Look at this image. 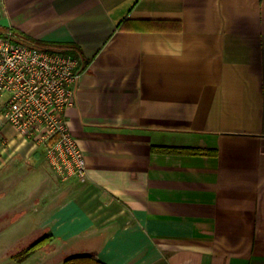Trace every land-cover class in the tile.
Instances as JSON below:
<instances>
[{"label": "crops", "instance_id": "1", "mask_svg": "<svg viewBox=\"0 0 264 264\" xmlns=\"http://www.w3.org/2000/svg\"><path fill=\"white\" fill-rule=\"evenodd\" d=\"M8 31L78 60L85 177L3 123L6 256L49 234L53 264H264V0H0Z\"/></svg>", "mask_w": 264, "mask_h": 264}, {"label": "built area", "instance_id": "2", "mask_svg": "<svg viewBox=\"0 0 264 264\" xmlns=\"http://www.w3.org/2000/svg\"><path fill=\"white\" fill-rule=\"evenodd\" d=\"M78 60L0 34V126L8 122L45 149L62 180L85 177V160L70 132L64 110L71 105Z\"/></svg>", "mask_w": 264, "mask_h": 264}, {"label": "rangeland", "instance_id": "3", "mask_svg": "<svg viewBox=\"0 0 264 264\" xmlns=\"http://www.w3.org/2000/svg\"><path fill=\"white\" fill-rule=\"evenodd\" d=\"M3 223H5V219L0 220V225H3ZM21 235H22L21 228H14L13 230H11L5 227L0 231V264H53L43 259V257L40 256V252H36L38 250L34 251L32 254H30L28 257L24 259H19L15 256L13 258H11L10 256H6V252H8V254L12 252V250L9 251L10 247L14 246L13 244L19 239V237H21ZM24 241H26V238L22 239L20 242L24 243ZM17 248L19 247L17 246L14 247L15 250H17ZM54 264H62V263H54Z\"/></svg>", "mask_w": 264, "mask_h": 264}, {"label": "trees", "instance_id": "4", "mask_svg": "<svg viewBox=\"0 0 264 264\" xmlns=\"http://www.w3.org/2000/svg\"><path fill=\"white\" fill-rule=\"evenodd\" d=\"M40 45L41 42L37 41ZM32 45V44H30ZM34 46V45H33ZM51 236L49 234L43 235L33 242L29 243L27 246L20 249L15 257L19 259H24L32 254L34 251L44 247ZM63 264H102L93 254H85V255H75L71 257H67L64 259Z\"/></svg>", "mask_w": 264, "mask_h": 264}]
</instances>
